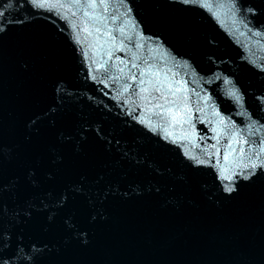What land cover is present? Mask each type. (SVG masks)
I'll list each match as a JSON object with an SVG mask.
<instances>
[{"label":"water","instance_id":"water-1","mask_svg":"<svg viewBox=\"0 0 264 264\" xmlns=\"http://www.w3.org/2000/svg\"><path fill=\"white\" fill-rule=\"evenodd\" d=\"M59 2L64 6L49 11L34 7L31 0H0V11L24 21L11 25L8 34L0 38V124H4L3 136L8 143L23 146L32 131L27 127L31 119L41 122L31 158L42 157L46 167L62 169L57 187L74 185L86 176L89 181H99L94 186L100 190L111 185L114 192L118 191L104 205L111 222L91 229L95 235L89 236L92 247L84 258L89 264H264V183L245 187L239 198L227 201L215 170L204 168L194 172L182 151L187 147L191 154L203 158V150L216 143L211 130L218 127L213 116L216 110L248 131V121L239 114L243 109L227 95L229 86L213 74L233 79L246 96L247 110L257 117V102L249 94L264 93V72L253 67L264 64V36L257 37L235 22L227 7H222L227 0H201L210 11L200 7L185 10L179 4L171 7L167 0H126L132 8L131 18L139 22L138 28L143 26L146 36H161L175 52L191 59L194 70L185 67L174 71L184 75L188 87L200 92L201 97L207 90L216 106L210 109L198 103L200 97L191 93L196 133L205 140L199 142L192 137L191 143L177 147L126 115V106L111 98L116 95L119 82L109 96H104L103 91L108 90L87 78L88 64L96 68L98 61H107L106 48L93 47L103 44L104 39L95 41L79 31L81 44L77 45L71 25L79 24V14L71 15V0ZM246 3L264 7V0ZM113 9L120 16L125 12L118 0H112L109 15ZM104 23L117 29L120 26L119 21ZM260 23H264V16L258 18L257 28ZM135 32L130 26L123 35L114 32L115 47L106 46L113 52L109 61L112 74L119 63L117 57L127 63L133 56L154 55L150 50L155 45L150 41L145 48L134 46L140 42ZM121 40L126 45L123 52L119 51ZM82 50L88 53L87 61ZM24 62L33 66L31 72H23ZM93 74L104 76L103 70ZM57 88L61 90L59 95ZM61 96L65 97L63 101ZM130 99L139 103L135 96ZM58 104L61 106L57 107ZM197 108L203 111H196ZM68 117L86 129H102L105 139L95 131H85V142L77 138L64 144L60 135L70 131ZM255 135L264 138L259 131ZM108 140L112 141L110 145ZM227 143L222 137L218 147L223 151ZM49 146L59 151L48 152ZM59 157H63V164ZM9 171L19 173L22 184L29 182L27 172L18 169L15 161L9 164ZM240 183L247 184L243 180ZM124 192L127 197L119 195ZM64 215L68 223L64 232L57 234L58 240L74 234L69 227L74 221ZM76 221L78 226L89 227L79 212ZM234 233L242 234L240 245L233 243ZM75 244V239H69V247ZM73 251L79 253V249ZM59 259L51 258V264H59Z\"/></svg>","mask_w":264,"mask_h":264},{"label":"snow or ice","instance_id":"snow-or-ice-1","mask_svg":"<svg viewBox=\"0 0 264 264\" xmlns=\"http://www.w3.org/2000/svg\"><path fill=\"white\" fill-rule=\"evenodd\" d=\"M31 3L36 8L49 11L57 6H64L59 0L56 3L51 0H31ZM118 3L125 8L123 16L116 14L117 9H113L111 15L108 14L112 0H71V15L77 17L79 14L80 21L79 24L71 25L76 33L74 42L77 45L81 44L79 31H83L95 41L104 39L103 44L97 43L93 45L94 48H106L107 61H98L96 68L88 64L87 78L108 90L103 91L104 96H109L111 88L119 82L116 95L111 98L126 106L127 116L164 141L177 147L191 143L192 137L203 142L205 137L196 133L195 115L191 104V93L195 92V89L188 87L184 75L174 71L185 67L194 70L191 59H185L183 54L175 52L161 36L156 34L146 36L143 26L140 25L138 28L139 22L131 18V5L126 0H118ZM167 3L171 7L182 5L185 10L200 7L210 11L208 4L201 3V0H167ZM224 6L235 22L247 27L249 32L257 37L264 36V31L261 30L264 29V23H260L257 28L258 18L264 16V7L246 3V0H227L226 5H222ZM6 7L10 8L11 4H7ZM213 15L215 16V13ZM9 16L8 12L0 11V34H3L0 38L8 34L11 25L24 23L21 19ZM64 19L67 20L68 17L65 16ZM105 21H119L120 26L118 29L112 28L106 25ZM129 26L136 29L134 34L140 39L134 46L137 49L145 48L150 41L155 45L150 50L154 55L151 58L133 56L127 63L117 57L119 63L115 66L116 73L112 74L113 66L109 61L113 58L111 47H115L114 42L117 41L114 32L118 31L123 35ZM125 48L124 41H119V51L123 52ZM82 55L87 61L88 53L82 50ZM32 67L27 62L21 64V69L25 73L31 72ZM253 67L264 72V64H253ZM101 70L104 76L97 77L93 74ZM213 75L215 79H222L223 83L229 86L227 95L243 109L239 114L248 121L245 125L248 131L216 110L213 116L218 127L211 129L214 133L212 139L216 143L203 150V158L191 154L187 147L182 151L183 156L191 162L190 166L194 172L204 168L214 169L216 179L222 182V192L227 194L224 199L234 201L239 198L245 187L258 182L264 183V138L255 135L257 131L264 133V123L261 122L264 120V93L249 94L257 102L258 116L254 118L253 113L247 110L245 94L236 87L234 80L215 73ZM56 91L59 95L61 90L57 88ZM64 91L67 92L66 89ZM195 95L200 97L198 103L202 102L210 109H215L213 98L207 90H204L202 97L200 92H195ZM132 96L139 100L138 104L136 100L130 99ZM60 99L63 101L65 97L61 96ZM137 109L140 110V114H137ZM196 111L202 112L203 109L197 108ZM200 122L205 123L202 119ZM66 123L70 131L67 135L64 133L60 135V140L64 144L74 142L77 138L85 142L87 140L83 135L85 131H95L97 136L105 139L102 129H86L82 123L74 121L71 117L67 118ZM40 124L41 122L36 119H31L27 127L32 131L25 137L23 146L8 143L3 136L4 124H0V264H51L53 257L60 258L59 264H89L84 257L92 247L89 236L95 235L91 229L96 228L98 224L111 222L112 217L106 214L104 205L109 196L117 195L118 191L114 192L111 185L106 190H100L94 186L99 181H89L86 176H81L74 185L57 187L62 169L46 167L42 157L31 158L34 139L40 136ZM222 137L228 141L223 151L218 147ZM199 142L196 143L198 149ZM107 143L110 145L112 141L108 140ZM115 143L119 145L120 141L116 140ZM47 151L56 153L59 150L55 146H49ZM124 156L127 157L128 153L125 152ZM12 161H15L18 169L27 172L29 182L26 185L21 183L19 173L10 174L9 164ZM52 163L55 164L56 161ZM59 163L63 164V157H59ZM35 178H38L39 182ZM241 180L247 184H241ZM156 191L160 192V189L157 188ZM119 195L127 197L128 193ZM77 212L83 216L84 222L89 225L88 228L78 226ZM64 214L74 221L69 225L74 229L73 237L69 239L76 241L72 247H69V239H56L57 234L63 233L65 224L68 223ZM242 240L241 233L233 234L234 244L240 245ZM73 249H79V253H74Z\"/></svg>","mask_w":264,"mask_h":264}]
</instances>
